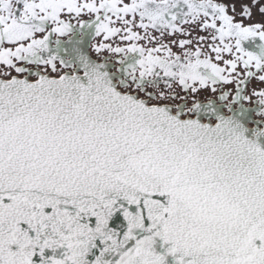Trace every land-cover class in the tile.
<instances>
[{
  "label": "snow or ice",
  "instance_id": "6c2138e0",
  "mask_svg": "<svg viewBox=\"0 0 264 264\" xmlns=\"http://www.w3.org/2000/svg\"><path fill=\"white\" fill-rule=\"evenodd\" d=\"M0 264H264V0H0Z\"/></svg>",
  "mask_w": 264,
  "mask_h": 264
}]
</instances>
